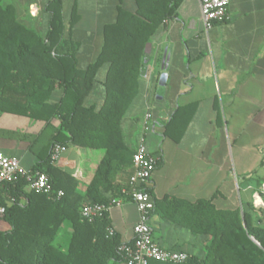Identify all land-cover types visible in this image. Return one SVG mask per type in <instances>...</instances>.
I'll return each mask as SVG.
<instances>
[{"label":"crops","instance_id":"0c3cea01","mask_svg":"<svg viewBox=\"0 0 264 264\" xmlns=\"http://www.w3.org/2000/svg\"><path fill=\"white\" fill-rule=\"evenodd\" d=\"M49 1L2 0L43 36ZM60 1L62 37L76 44L80 69L99 54L103 27L116 20L119 5L130 12L136 9L135 0ZM143 62L137 97L140 107L151 101L156 105L155 117L141 133L132 119L123 118L122 132L133 149L142 142L163 160L150 179L152 197L190 202L213 197L217 208L234 209L241 207L240 190L246 203L264 194V0H230L226 18L208 30L200 18L199 0H181L147 44ZM105 71L106 66L99 70L85 105L102 104ZM61 96L57 87L49 101ZM58 127L55 118L46 126L43 120L0 112V152L31 170L47 157L49 138ZM146 132L152 144L146 143ZM100 154L69 145L51 164L77 177L84 189ZM121 200L107 216L120 240L129 242L138 212L131 200ZM0 218V231H9L10 224ZM180 219V211L155 207L148 219L152 240L163 248L201 254L203 238L193 236ZM70 233L64 222L58 238L68 241Z\"/></svg>","mask_w":264,"mask_h":264},{"label":"trees","instance_id":"16d2710c","mask_svg":"<svg viewBox=\"0 0 264 264\" xmlns=\"http://www.w3.org/2000/svg\"><path fill=\"white\" fill-rule=\"evenodd\" d=\"M180 1L135 0L133 12L119 5L116 20L103 27L99 54L80 69L76 44L62 37L60 0H50L45 6L50 18L44 36L20 21L13 5L0 0V112L43 120L46 126L54 118L59 121L49 138L47 157L31 172L47 174L53 189L63 191L61 197L50 198L30 189L24 179L0 183L2 217L11 226L9 231H0V264L124 262L117 251L123 241L115 231L108 235L107 213L89 220L80 210L125 197L122 189L133 171L134 149L124 140L122 120L139 91L145 48ZM103 66L102 104L85 105ZM57 87L62 88V96L50 102ZM54 143L101 153L82 192L77 177L51 164L49 152ZM162 161L157 157L156 168ZM147 190L152 194L150 187ZM153 200L154 208L161 205L180 211L179 222L193 236L203 238L202 253H189L183 263L150 260L147 264H264V226L254 222L263 207L251 202L247 208L220 209L213 197L193 202L168 197ZM64 222L69 223L71 233L62 248L57 238Z\"/></svg>","mask_w":264,"mask_h":264},{"label":"built area","instance_id":"2783aa9c","mask_svg":"<svg viewBox=\"0 0 264 264\" xmlns=\"http://www.w3.org/2000/svg\"><path fill=\"white\" fill-rule=\"evenodd\" d=\"M229 1L199 0L200 18L206 30L226 18ZM150 118L149 114L145 116V130H149L151 127ZM65 150L66 147L62 144L54 143L49 152L50 162H56ZM156 162L157 157L149 152L144 143L141 142L134 148L132 154L133 171L127 186L122 189V193L134 203L138 212V220L132 228V240L122 242L117 247V251L122 255L125 264H147L150 260L163 263H183L188 257L187 252L163 248L151 238L148 219L154 208V200L147 188H149L152 173L156 168ZM18 179H24L30 189L50 198H59L63 195L62 190L53 189L47 174L26 170L20 165L16 157L0 152V183H12ZM121 203L122 200L117 198L112 199L107 204H88L81 208L80 214L83 218L93 220L102 217L111 207L120 206ZM253 203L256 206L264 205V194L256 195L253 198ZM4 211V206L0 204V216L4 214ZM107 231L108 235L114 232L111 227H108Z\"/></svg>","mask_w":264,"mask_h":264},{"label":"rangeland","instance_id":"374dc122","mask_svg":"<svg viewBox=\"0 0 264 264\" xmlns=\"http://www.w3.org/2000/svg\"><path fill=\"white\" fill-rule=\"evenodd\" d=\"M139 100H140V98H138L136 95V97L134 98V100L130 104V106H129V108H128V110H127V112L123 118L124 119H126V118L132 119V122H134V124H136L138 133H141L144 131L145 116L147 114H149L151 116V118L149 120V124L152 123V121L155 117L154 110L156 108V105L151 101L150 105H148V106L145 105L143 107H140L139 106ZM150 137H152L150 135V133L146 132L145 141H146V143L149 142V144L150 143L152 144V139H150ZM78 190L80 192L83 191V184L82 183L81 184L79 183ZM243 195H244L243 192L240 190V201H241V207L240 208H242V206L244 208H247L248 203L245 202ZM258 201H259V199H258ZM257 207H264V205L259 204V205H257ZM0 222H2L1 218H0ZM254 222L256 224L264 226V210L260 214L254 215ZM57 242L59 244H61L62 248H65L67 240H66V238L59 237V238H57Z\"/></svg>","mask_w":264,"mask_h":264},{"label":"water","instance_id":"95a60500","mask_svg":"<svg viewBox=\"0 0 264 264\" xmlns=\"http://www.w3.org/2000/svg\"><path fill=\"white\" fill-rule=\"evenodd\" d=\"M251 240H253L258 245V243L253 238H251Z\"/></svg>","mask_w":264,"mask_h":264}]
</instances>
